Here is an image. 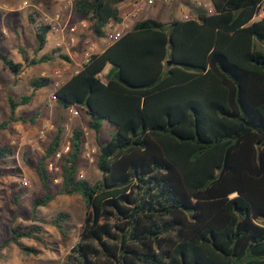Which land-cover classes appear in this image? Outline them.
<instances>
[{
    "label": "trees",
    "instance_id": "16d2710c",
    "mask_svg": "<svg viewBox=\"0 0 264 264\" xmlns=\"http://www.w3.org/2000/svg\"><path fill=\"white\" fill-rule=\"evenodd\" d=\"M73 1L91 34L105 39L111 23H123L120 8L129 0ZM210 1L212 12L198 8L190 19L137 22L56 90L60 109L85 114L102 177L92 183L80 176L81 129L60 172H50L60 132L36 167L45 191L30 199V221L0 228V259L13 246L40 255L23 241L47 247V224L67 242L71 216L47 221L38 211L58 196L78 195L86 209L82 232L65 264H264V52L256 49L264 44V0ZM29 20L42 52L51 26ZM0 60L18 77L54 58L16 62L0 51ZM51 84L38 77L30 94L9 97L0 134L27 122L19 109ZM106 123L112 130L103 141ZM21 174L16 148L0 138V178Z\"/></svg>",
    "mask_w": 264,
    "mask_h": 264
},
{
    "label": "rangeland",
    "instance_id": "374dc122",
    "mask_svg": "<svg viewBox=\"0 0 264 264\" xmlns=\"http://www.w3.org/2000/svg\"><path fill=\"white\" fill-rule=\"evenodd\" d=\"M143 1L145 0H129L125 7L128 9L123 8L124 23L129 25L130 30L137 22L148 18L162 22L190 19L195 16L198 8H203L192 0H154L153 5L136 11V3ZM25 2L26 0H0V51L16 62H24L25 57L39 59L46 54L52 55L54 61L24 68L22 74L16 77L4 68L0 60V119L7 118L10 114L9 97L18 99L31 93L30 83L33 79L50 78L52 84L41 89L30 105L19 109L18 113L23 115L27 122L13 124L10 131L0 134L2 140L16 148L22 173V178H0V228L4 223L25 224L30 221V199L45 191L36 167L40 158L45 156L46 148L60 132L63 137L60 149L62 151L70 147L74 129L84 131L86 144L80 176L92 183L102 177L97 167L99 149L96 136L88 131L85 114L78 108H75L78 116H74L71 109L63 111L55 103L54 95L56 90L82 69L84 56L89 48H93L95 54H101L109 47V43L106 38L98 39L91 34L89 24L76 15L74 6L72 8L68 0H28L27 5ZM204 4L208 7L203 9L213 11L210 0H205ZM29 15L49 26L52 22V31L42 52H37L39 45L36 40V24H31ZM256 49L264 52V44L258 43ZM60 56L68 57L69 61ZM111 130L110 124L106 123L100 135L103 141L110 139ZM26 153L29 154L27 157L24 156ZM60 160L57 155L48 159L47 165L51 173L57 175L60 172L55 168L51 169V166L59 168ZM57 180L58 183L53 181L51 185L53 191L59 189L61 181L59 178ZM15 197H19V204L15 202ZM85 210L80 196H58L49 207L40 208L38 214L51 221L61 212L68 213L71 216L67 227L71 234L70 239L64 242L62 235L54 227L44 225L47 247L29 240L23 241L27 247L39 248L40 255L28 256L19 247L13 246L4 253L0 264H65L67 256L79 242ZM262 224L264 225V222Z\"/></svg>",
    "mask_w": 264,
    "mask_h": 264
},
{
    "label": "built area",
    "instance_id": "2783aa9c",
    "mask_svg": "<svg viewBox=\"0 0 264 264\" xmlns=\"http://www.w3.org/2000/svg\"><path fill=\"white\" fill-rule=\"evenodd\" d=\"M195 4H197L199 7H203V8H207L208 5L204 4L205 0H192ZM25 4H28V0H26ZM68 4L73 8L74 6V1L73 0H68ZM154 4V0H145L143 2H139L136 3V11H142L144 10V8L148 5H153ZM211 11V10H210ZM52 25V22L50 24V26ZM53 26V25H52ZM54 30H56V28H53ZM128 31H130V27L128 24L121 23V24H116V23H111L108 26V30H107V37H106V41L109 43V46L118 42ZM59 46H61V44H59ZM94 50L93 48H89L88 51L85 53L84 56V62L82 64V68L90 63V60L92 58V56L94 55ZM55 97V96H54ZM71 112L74 116H78V111L75 110V108L71 109ZM70 151V147L68 146L67 148H65L62 151H59L58 153H56L55 155H57V157H59L60 159L62 158L63 155L69 153ZM89 158L91 157V155L88 153ZM55 168L56 171L60 170L58 167H54L51 166V169L53 170ZM83 176H81L82 178ZM55 182H59L57 179L55 180ZM27 183V182H26Z\"/></svg>",
    "mask_w": 264,
    "mask_h": 264
},
{
    "label": "crops",
    "instance_id": "0c3cea01",
    "mask_svg": "<svg viewBox=\"0 0 264 264\" xmlns=\"http://www.w3.org/2000/svg\"><path fill=\"white\" fill-rule=\"evenodd\" d=\"M127 5H128V3L124 4V7H121V8H120L121 13H123V10H124V9H125V10L128 9V8H125V7H127ZM123 8H124V9H123Z\"/></svg>",
    "mask_w": 264,
    "mask_h": 264
}]
</instances>
